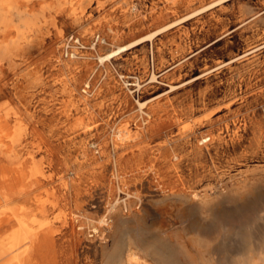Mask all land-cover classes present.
<instances>
[{"label":"rangeland","instance_id":"374dc122","mask_svg":"<svg viewBox=\"0 0 264 264\" xmlns=\"http://www.w3.org/2000/svg\"><path fill=\"white\" fill-rule=\"evenodd\" d=\"M47 2L0 103L43 141L59 264H263L264 0Z\"/></svg>","mask_w":264,"mask_h":264},{"label":"bare ground","instance_id":"6f19581e","mask_svg":"<svg viewBox=\"0 0 264 264\" xmlns=\"http://www.w3.org/2000/svg\"><path fill=\"white\" fill-rule=\"evenodd\" d=\"M47 1L41 0L37 4L38 10L32 12L35 6L31 3L34 0H0V99L4 96L2 63L5 60L11 61L15 51L30 42L35 27L43 28L42 17L45 10L50 8ZM57 1L62 3L63 0ZM73 1L66 0L71 4ZM84 1L76 0L80 4ZM126 49V45L119 46L100 56V60L109 59ZM28 128L29 125L10 100L0 103V264H59L58 237L54 223L60 216H50L58 202L54 189L48 186L50 175L45 161L37 157L43 150V141H28ZM254 262L255 255L247 252L234 259L233 264Z\"/></svg>","mask_w":264,"mask_h":264}]
</instances>
